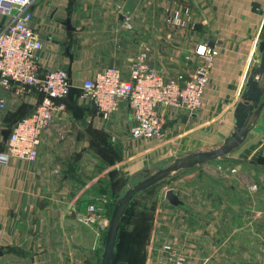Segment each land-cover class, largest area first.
Here are the masks:
<instances>
[{
	"label": "crops",
	"instance_id": "obj_1",
	"mask_svg": "<svg viewBox=\"0 0 264 264\" xmlns=\"http://www.w3.org/2000/svg\"><path fill=\"white\" fill-rule=\"evenodd\" d=\"M184 6L195 30L163 23ZM28 10L43 45L35 55L38 71L65 70L71 91L65 113L42 133L35 162L0 164V264H96L93 236L105 233L77 221L87 204L106 196L109 218L128 184L180 157L216 150L235 132V108L260 61L264 0H34ZM123 15L132 16L130 30ZM6 22L0 14V23ZM202 43L218 54L201 107L196 114L166 109L160 139L130 137L126 103L103 120L79 96L83 82L105 67L127 79L144 47L153 65L173 75ZM0 99L6 104L1 152L3 132L32 112L37 97L0 91ZM263 141L264 108L245 141L212 168L173 175L165 193L172 190L181 204L164 197L151 208L141 264H172L164 245L184 264H264Z\"/></svg>",
	"mask_w": 264,
	"mask_h": 264
},
{
	"label": "built area",
	"instance_id": "obj_2",
	"mask_svg": "<svg viewBox=\"0 0 264 264\" xmlns=\"http://www.w3.org/2000/svg\"><path fill=\"white\" fill-rule=\"evenodd\" d=\"M33 1L0 0V14L7 20L0 23V91L12 92L16 98L32 94L37 97L32 112L9 129L0 152V164L3 165L10 159L35 162L42 133L52 126L58 115L65 113L71 91L65 70L38 71L35 55L43 45L38 32L30 25L28 8ZM123 20L124 27L130 30L132 16L123 15ZM163 23L179 29L195 30L196 27L188 6L174 9L163 18ZM217 54L216 47L198 44L191 54L183 57L181 70L166 75L151 63L144 47L133 57L127 79L118 69L105 67L83 82L79 96L103 120L116 112L120 103H126L131 113L130 137L144 141L160 139L166 109H182L189 114L199 111ZM191 55L196 58L194 65ZM5 108V101L0 99V110ZM59 137L62 138L60 133ZM235 172V169L230 170V173ZM250 190L255 191L256 186H251ZM107 204L106 196L98 197L77 214V221L97 233H106L109 223L105 215ZM162 249L170 253L168 260L172 264H184V258L174 256L169 246L164 245Z\"/></svg>",
	"mask_w": 264,
	"mask_h": 264
},
{
	"label": "water",
	"instance_id": "obj_3",
	"mask_svg": "<svg viewBox=\"0 0 264 264\" xmlns=\"http://www.w3.org/2000/svg\"><path fill=\"white\" fill-rule=\"evenodd\" d=\"M258 52L260 54L259 65L251 71L245 89L241 95L242 101L239 102L235 108V132L220 148L211 151L196 152L180 157L174 160L170 165L158 169L155 173L137 182L132 188L128 189L124 195L117 200L113 207L105 234L100 264H115L117 257L116 240L120 223L135 195L179 172L215 162L237 149L245 141L250 129L257 122L264 108V40L259 43ZM16 123L17 120L11 122L8 129L3 132L5 140L9 134V129ZM165 199L173 206L181 204L172 190L166 191Z\"/></svg>",
	"mask_w": 264,
	"mask_h": 264
},
{
	"label": "rangeland",
	"instance_id": "obj_4",
	"mask_svg": "<svg viewBox=\"0 0 264 264\" xmlns=\"http://www.w3.org/2000/svg\"><path fill=\"white\" fill-rule=\"evenodd\" d=\"M215 163L216 161L206 164V166H208V168H212L211 166ZM203 170L205 169L203 168ZM172 178L174 177L170 176L169 178L160 181L148 190L138 193L132 199L127 211L123 215L124 217L121 224V231L117 240L119 257L117 258L115 264H139L145 260V258L135 257L141 255L142 247H144V238L147 234V229L150 222V211L151 208H153L161 198L165 197V187L171 183ZM137 182L135 181L128 184L119 193L118 199H120L124 193L128 189L132 188ZM105 234H103V236H97L94 234L93 236L94 242L92 243L91 248L93 247L98 251L96 264H100L104 248ZM139 239L140 242L138 243Z\"/></svg>",
	"mask_w": 264,
	"mask_h": 264
},
{
	"label": "trees",
	"instance_id": "obj_5",
	"mask_svg": "<svg viewBox=\"0 0 264 264\" xmlns=\"http://www.w3.org/2000/svg\"><path fill=\"white\" fill-rule=\"evenodd\" d=\"M70 95V94H69ZM153 187V186H152ZM151 188V187H150ZM149 189V188H148ZM148 189H146V190H148ZM145 190V191H146ZM144 192V191H143ZM117 202V201H116ZM131 203V202H130ZM130 205V204H129ZM129 207V206H128ZM128 209V208H127ZM127 209H126V211H127ZM124 217V216H123ZM123 217H122V220H123ZM122 220H121V223H120V227H119V232H118V236H117V240H118V238H119V234H120V231H121V224H122ZM117 240H116V253H117V257H116V260H117V258L119 257L118 256V247H117ZM140 242V239L138 240V243ZM135 246H136V244H135ZM135 258H144V247H142V250H141V255L140 256H138V257H135ZM144 261H142L141 263H143ZM116 263V262H115ZM141 263H139V264H141Z\"/></svg>",
	"mask_w": 264,
	"mask_h": 264
},
{
	"label": "snow or ice",
	"instance_id": "obj_6",
	"mask_svg": "<svg viewBox=\"0 0 264 264\" xmlns=\"http://www.w3.org/2000/svg\"><path fill=\"white\" fill-rule=\"evenodd\" d=\"M202 51V50H201Z\"/></svg>",
	"mask_w": 264,
	"mask_h": 264
}]
</instances>
